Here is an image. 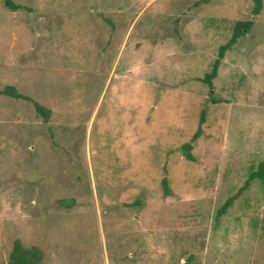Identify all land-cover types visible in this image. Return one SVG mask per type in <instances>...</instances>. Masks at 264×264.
<instances>
[{
  "label": "rangeland",
  "instance_id": "rangeland-1",
  "mask_svg": "<svg viewBox=\"0 0 264 264\" xmlns=\"http://www.w3.org/2000/svg\"><path fill=\"white\" fill-rule=\"evenodd\" d=\"M11 1L0 90L26 98L0 95V264L16 239L39 264H264L259 180L216 218L264 160V0Z\"/></svg>",
  "mask_w": 264,
  "mask_h": 264
},
{
  "label": "trees",
  "instance_id": "trees-1",
  "mask_svg": "<svg viewBox=\"0 0 264 264\" xmlns=\"http://www.w3.org/2000/svg\"><path fill=\"white\" fill-rule=\"evenodd\" d=\"M252 1H253V7L251 9V14L256 15L259 13L261 9L262 0H252ZM4 3L5 5H7L12 9L18 8V5L13 3L11 0H4ZM252 24H253L252 19L235 21L229 39L225 43L218 46L217 55L214 58L209 71L205 72L203 76L200 78L204 83H206V85L209 88H212V79L217 75V70L220 64V60L223 58L225 51L230 46H232L237 41V39L241 37L247 30H249ZM1 94L8 95L11 97H24L16 91L13 85H5L0 90V95ZM35 107L36 109L41 111V107L38 104H35ZM203 121H204V112H201L197 129L193 133L191 137V141L195 140L199 136L201 132V124L203 123ZM181 150L183 152L184 157L187 160L194 159L191 152L192 151L191 142L183 143L181 145ZM254 179L259 180L262 187H264V160L258 163L257 168L255 170L249 172L247 178L243 181L242 185L238 188V190L233 195L227 197L225 201L220 205V207L216 211V218H218V216L226 212V209L231 205L234 198H236L243 190L247 189L250 183L252 182V180ZM161 186L163 193L165 195H169L170 188L167 185V180L165 178L161 180ZM60 202L65 205H69V202L67 200L65 201L62 200ZM42 258H43V253L38 246L35 245L24 246L19 240L16 239L13 242V245L9 252L6 264H39Z\"/></svg>",
  "mask_w": 264,
  "mask_h": 264
}]
</instances>
